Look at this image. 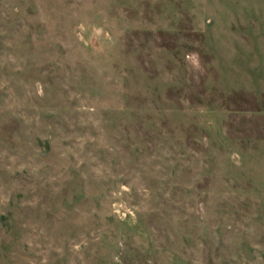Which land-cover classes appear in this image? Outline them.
Listing matches in <instances>:
<instances>
[{"label": "rangeland", "instance_id": "rangeland-1", "mask_svg": "<svg viewBox=\"0 0 264 264\" xmlns=\"http://www.w3.org/2000/svg\"><path fill=\"white\" fill-rule=\"evenodd\" d=\"M0 264H264V0H0Z\"/></svg>", "mask_w": 264, "mask_h": 264}]
</instances>
